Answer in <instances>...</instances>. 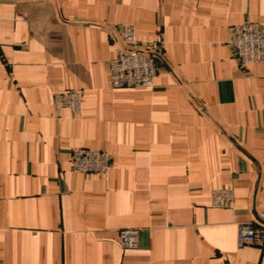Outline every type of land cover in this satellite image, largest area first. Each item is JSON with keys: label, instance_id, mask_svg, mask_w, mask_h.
<instances>
[{"label": "crops", "instance_id": "obj_1", "mask_svg": "<svg viewBox=\"0 0 264 264\" xmlns=\"http://www.w3.org/2000/svg\"><path fill=\"white\" fill-rule=\"evenodd\" d=\"M245 21L264 0H0V264H264L237 243L264 212V64L228 44ZM120 24L163 42L152 87H112ZM69 90L79 117L55 104ZM76 149L111 169L72 172Z\"/></svg>", "mask_w": 264, "mask_h": 264}, {"label": "built area", "instance_id": "obj_2", "mask_svg": "<svg viewBox=\"0 0 264 264\" xmlns=\"http://www.w3.org/2000/svg\"><path fill=\"white\" fill-rule=\"evenodd\" d=\"M118 38L114 40L116 52L110 61L111 85L113 88L152 87L159 67L165 63L163 42L141 41L132 24L117 26ZM233 58L243 68L251 63L264 64V26L245 21L230 28L228 42ZM60 109L69 110L73 117L83 112V93L69 90L55 97ZM112 155L104 150L76 149L70 151L72 172L82 174H107L112 166ZM234 192L230 187L215 189L209 195L212 209L230 208ZM143 230L124 228L118 231V242L123 248L135 249ZM239 247L258 244L264 253V212L254 220L239 224L237 232Z\"/></svg>", "mask_w": 264, "mask_h": 264}]
</instances>
